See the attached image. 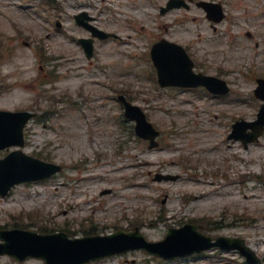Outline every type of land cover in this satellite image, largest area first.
Instances as JSON below:
<instances>
[{"label":"rangeland","instance_id":"obj_1","mask_svg":"<svg viewBox=\"0 0 264 264\" xmlns=\"http://www.w3.org/2000/svg\"><path fill=\"white\" fill-rule=\"evenodd\" d=\"M38 1L0 0V109L44 112L26 125L21 150L63 170L0 196V229L29 223L33 230L36 224L83 234L88 227H138L148 240H160L169 227L195 222L211 237L259 239L264 264V134L246 148L227 138L237 117L256 118L264 0H221L227 14L215 24L194 5L160 15L165 0H59L60 10ZM83 9L121 38L96 40L91 60L77 43L89 34L73 18ZM162 37L186 46L195 68L225 79L229 94L159 87L144 52ZM120 90L160 130L157 147L132 133L130 120L123 129L115 122ZM15 149L0 150V158ZM155 173L177 178L155 181ZM0 264L43 262L0 255ZM88 264L245 263L236 250L212 249L169 260L133 250Z\"/></svg>","mask_w":264,"mask_h":264},{"label":"water","instance_id":"obj_2","mask_svg":"<svg viewBox=\"0 0 264 264\" xmlns=\"http://www.w3.org/2000/svg\"><path fill=\"white\" fill-rule=\"evenodd\" d=\"M82 16L86 17V14L82 13L76 16L78 22L82 23L79 19ZM100 36L106 35L102 33ZM81 41L86 47L87 55L90 56L92 52L91 40L85 39ZM151 53L159 75L162 76V71L167 74L165 68H169L171 72L168 75H176L172 78L175 83L190 85L203 83L204 81L208 83L218 82L208 76L201 77L200 75L193 74L191 72V62L184 55L181 48L173 43H157ZM160 83L165 84L161 77ZM203 84L207 85V83ZM128 110H130L131 114L135 111L134 118L137 120L138 133L139 131L147 132L151 135L150 138L157 134V132L152 130L150 124L146 123L139 108L126 104V112ZM32 115L29 112L0 111V134L9 132L12 140L15 141L14 143L22 144V127ZM263 115L264 105L259 113L260 123L259 119L253 123H244L245 127L249 126L253 130L250 135L245 137V143L255 140L264 131V121L262 122L261 120ZM59 169L60 167L57 165L44 163L21 154L14 164L7 167L0 166V193L5 194L11 185L16 182L42 178ZM0 236L5 239L0 252H8L19 259L28 256H39L47 264H81L103 255L135 247H143L149 252L164 255V253L173 254L174 252H181L183 250H187L185 253H190L194 250L209 248L213 245H218L221 248L237 247L242 253L247 255L249 261L257 262L253 259L252 253L244 247L241 240H230L219 237L216 242L212 243L210 238L199 235L195 231L194 225H187L179 230H170L165 240L158 243L146 242L136 231L128 234L118 231L108 236H90L72 240L67 239L64 233L38 235L19 229L3 231L0 233ZM60 243L68 244V247L73 250H59L58 244ZM20 247L29 249L26 250V253L20 254L18 253V251L20 252Z\"/></svg>","mask_w":264,"mask_h":264},{"label":"bare ground","instance_id":"obj_3","mask_svg":"<svg viewBox=\"0 0 264 264\" xmlns=\"http://www.w3.org/2000/svg\"><path fill=\"white\" fill-rule=\"evenodd\" d=\"M145 164L148 165L150 164V161L148 159H145ZM256 244H250V247L254 250H257V248H255Z\"/></svg>","mask_w":264,"mask_h":264},{"label":"trees","instance_id":"obj_4","mask_svg":"<svg viewBox=\"0 0 264 264\" xmlns=\"http://www.w3.org/2000/svg\"><path fill=\"white\" fill-rule=\"evenodd\" d=\"M16 225H20L19 223H15Z\"/></svg>","mask_w":264,"mask_h":264}]
</instances>
